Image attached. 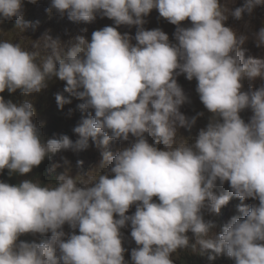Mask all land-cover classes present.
<instances>
[{"label":"clouds","instance_id":"9594fccd","mask_svg":"<svg viewBox=\"0 0 264 264\" xmlns=\"http://www.w3.org/2000/svg\"><path fill=\"white\" fill-rule=\"evenodd\" d=\"M22 9L0 0V22ZM155 9L165 19L154 27ZM52 10L86 34L65 45L28 20L19 41L0 40V264H173L197 245L204 264H264V0H51ZM52 93L45 134L32 99ZM59 160L98 163L97 174L21 181L56 176ZM129 222L137 247L124 254Z\"/></svg>","mask_w":264,"mask_h":264},{"label":"rangeland","instance_id":"374dc122","mask_svg":"<svg viewBox=\"0 0 264 264\" xmlns=\"http://www.w3.org/2000/svg\"><path fill=\"white\" fill-rule=\"evenodd\" d=\"M33 6H34V8H33ZM50 6H51V0H36V2L33 4L30 2V0H23L22 18L18 19L16 17H13L12 19H9L8 21L13 23V24H11L10 29L8 27H6V25H4L0 22V24H1L0 28H4L3 33L0 36V40L6 39V40H10V42H12V40L14 41L19 34L23 33V30H24V29L23 30L19 29L18 25H21V24L26 25L28 20L34 22L35 24H37V22H40L39 33L43 34L46 32H51V33L56 35L54 37V39H58L61 43L65 44V45H70L74 41L75 37L83 36L86 34L84 32V28H82L84 26L85 22H80L79 27H78V26L68 22V20H66L68 18L66 16V14L60 15L55 10H52L51 12H49L48 9L50 8ZM163 19H165V18H162L160 16L158 10L155 9L151 12L150 23L152 26H154V27L157 26L160 23V21ZM247 21L252 22V23H259L260 22V20L256 19L255 16H249L247 18ZM93 22H95L97 24H102L106 21H104L99 15H97L96 19ZM172 25L175 27L177 26L174 24H172ZM189 26H191V21H184L180 25V27H189ZM118 31L121 32V34H124V33L130 34V28L128 26L127 27L120 26ZM11 34L14 36H12ZM9 36H11L10 39H9ZM64 47H65L64 45H61L62 49ZM50 52H51V49H49L48 54H50ZM55 91H57V89H53V93ZM53 93L49 96L42 98L41 100H38V101H36L35 99H32V101L35 103V106L39 110L40 121L47 124V128H45V134L50 133L49 125L51 122V120H50L51 108L54 109ZM62 95H64L66 98L68 96L71 99H76L79 102H83V101L77 99L76 97L71 96L66 91H64ZM5 101H7V100H5ZM242 119H245V115H242ZM34 123L37 125V120L35 118H34ZM181 128H183V127H181ZM197 136H198V134L195 135V132L193 129L192 137L190 138L188 143L189 144L194 143ZM149 143H150V141H149ZM51 156H54V154H51L47 158H49ZM58 162L61 163V168H59V169L57 168L55 170V172L57 173L56 176H49L46 173H40V174H36L34 176L33 172L31 171L30 173L25 174L24 177L21 179V181L33 180V181H38L41 184L48 185V184H55V182H56L57 178L60 176V174L65 173V172H69L74 177L77 175H80V176H82V177H80V179H87L89 177V175L92 176V175L97 174L98 163H95L91 166H88L83 171L78 167H66V166L62 165L61 160H59ZM4 171L7 172L9 170L4 169ZM3 180H4V177H0V181L3 182ZM254 203L258 204V201L255 200ZM135 210H136V206L133 205L129 209L127 215L134 214ZM202 215L206 221H209L211 219V217L213 216V214L211 212H204V211H202ZM117 218H119V217H117ZM219 230H222V228H219ZM72 231H73V229H71L69 226V229H68L69 234H71ZM125 232L131 233L130 222L128 223V225L126 227L121 229V233H122L123 241L125 239H131L130 241H127V244H126L127 247H124L126 249L124 254H131L132 249L136 248L137 245H136L135 241L132 239L131 235L125 237ZM76 234H79V231ZM187 235L190 238V243L195 244V237H194L193 233L189 231L187 233ZM124 257H125L126 263H133L132 259H131V255L124 256ZM180 258L186 259L187 264H204L206 261H208L209 252L200 249V247L197 245L196 251H193L191 249V247H189L186 249L185 248L178 249L176 252L171 254V259L173 260V264H177V261ZM211 264H217V263L212 262Z\"/></svg>","mask_w":264,"mask_h":264},{"label":"trees","instance_id":"16d2710c","mask_svg":"<svg viewBox=\"0 0 264 264\" xmlns=\"http://www.w3.org/2000/svg\"><path fill=\"white\" fill-rule=\"evenodd\" d=\"M2 24H4V25H6V27H8L9 29H10V27H11V24H13V23H11V22H9V21H6V22H4V23H2ZM11 38V36H9V39ZM13 38V37H12ZM14 41H19V40H17V39H15ZM178 264H187V260L186 259H184V258H180L179 259V261H178Z\"/></svg>","mask_w":264,"mask_h":264},{"label":"water","instance_id":"95a60500","mask_svg":"<svg viewBox=\"0 0 264 264\" xmlns=\"http://www.w3.org/2000/svg\"><path fill=\"white\" fill-rule=\"evenodd\" d=\"M33 4V3H32ZM33 8H34V6H33ZM37 24H40L39 22H37ZM175 35L173 34V35H171V37H174ZM262 49H264V46H263V48ZM247 111V113H248V111H249V109H244L243 111H242V114L244 115V114H246V113H244V112H246ZM83 114V116L86 118L87 117V115H88V113L85 111L84 113H82Z\"/></svg>","mask_w":264,"mask_h":264},{"label":"bare ground","instance_id":"6f19581e","mask_svg":"<svg viewBox=\"0 0 264 264\" xmlns=\"http://www.w3.org/2000/svg\"><path fill=\"white\" fill-rule=\"evenodd\" d=\"M66 20H68V22H69V19H68V18H67ZM68 22H67V23H68ZM68 24H69V23H68ZM11 35H12V34H11ZM12 36H14V35H12Z\"/></svg>","mask_w":264,"mask_h":264}]
</instances>
